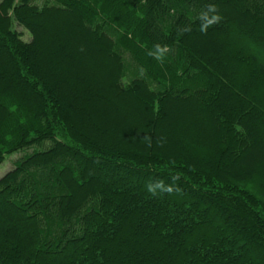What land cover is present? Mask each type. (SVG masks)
<instances>
[{"label": "trees", "instance_id": "1", "mask_svg": "<svg viewBox=\"0 0 264 264\" xmlns=\"http://www.w3.org/2000/svg\"><path fill=\"white\" fill-rule=\"evenodd\" d=\"M208 3L222 19L204 34L197 17ZM156 43L171 48L161 66L174 91L160 95L141 78L122 85L117 48L153 77ZM234 60L251 76L234 79ZM259 77L264 0H0V162L35 147L0 178V264H264ZM207 90L206 111H176L166 129L167 103H208ZM71 94L90 112L122 99L159 131L178 127V145L102 144L71 123ZM175 175L181 191H147Z\"/></svg>", "mask_w": 264, "mask_h": 264}, {"label": "rangeland", "instance_id": "2", "mask_svg": "<svg viewBox=\"0 0 264 264\" xmlns=\"http://www.w3.org/2000/svg\"><path fill=\"white\" fill-rule=\"evenodd\" d=\"M14 28L21 32V37L23 40L28 41L30 39L29 32L26 31L24 28H22L21 26L15 23H14ZM214 39H218V37L215 36L212 40L210 39L213 42L212 43L213 46L220 44L219 42H216V40ZM243 48L244 50L242 49V52L245 54L246 53L245 51L249 48V46L246 43H244ZM117 49L119 52L121 51L125 60V72L121 78L122 85L128 84L131 79L133 80V79L141 78L144 79L149 84L150 89L156 92H160L159 93L160 95L166 94L168 93V91L169 92L174 91V89L171 86L172 83L175 82L176 78H174L173 74H169V71H165L164 68L161 66L160 62L153 61V63L151 64L152 68L155 70V74H152L153 77L151 76L147 77L146 75L143 76L141 70L132 60L131 55L127 51L122 50L121 48H117ZM229 59H231L230 55H229ZM240 61L241 60H234L233 63L231 62L234 79H236L238 82L243 81L246 77L248 76L250 77L251 76L250 74H252L251 67L247 65L244 66ZM105 62L108 63L106 58H105ZM106 68H108L107 70L110 72L109 74H105L106 76L103 78V81L105 82V85L107 87V84L111 85L110 83L111 77L109 78V75L112 74L111 72H113V69L111 65H106ZM109 68L111 71L109 70ZM187 72L188 75L193 76V70L191 68L187 69ZM176 74H178V72H176ZM7 75L8 74H4V76ZM157 81L161 84V86L157 85L156 83ZM256 83L257 84L255 88L257 90L259 91L264 90V79L262 77L257 78ZM8 86L7 88H9ZM185 86L184 88H186ZM174 88L180 89L181 84L176 83L174 85ZM207 93L208 96L210 97L209 98L210 101H208V103H206V100H202V99L201 101H198L197 104L183 103V102H171L173 104L167 103L168 107H166V114L163 117L164 118L163 121L165 122L164 124L166 129L171 128L169 126L172 120L175 119L174 113L176 111L178 114L177 116H181L180 114L184 111V109L185 111L188 112L187 109L192 106L194 107V111L196 115L197 114L199 115L203 111H206V107H208L206 105L210 106V104L212 103V99L214 98V95L211 93L210 90H207ZM114 97L116 98V94H114ZM119 102L122 103V105L120 104L119 106H115V107L114 106L111 107L110 105L107 104L104 105L99 104L94 109V112L93 111L90 112L91 110L82 109L80 107L78 99L75 98L74 94L73 95L71 94L70 97H68V99L66 100V105H67L66 107L71 109L70 121H72L71 123L74 125V127L87 130L93 135H96V137H98V141L102 144H112V145H118L120 143L134 144L139 141L145 140L144 139L145 137H151V138L154 137L156 138V140L158 137H161L164 139V144L166 145L174 144V147L178 145V141H177L179 140L178 127L174 126L171 129L172 131L168 130V132L164 131L163 129L162 131H159L160 129L153 125L152 123L153 120L149 118L148 115H146V113L142 114L137 110H130V107H132V105L129 106V104H127V102H125L124 100L122 101V99H120ZM0 116L1 119L6 115H0ZM184 116H186V113ZM222 125L223 123L221 122V120H219V127L216 130L218 134L222 133V131L224 130V127ZM182 130L183 128L180 131ZM252 147H254V145H252ZM32 148L33 147H29L9 154H4L3 159L0 162V178L3 177L5 173L13 169L16 166L19 159L31 153V151L35 149V147L33 149ZM12 220L15 221L18 219L16 217H13ZM3 224L4 223H2V226ZM12 227H14L15 233L17 235L21 234L22 232L21 228L15 226V224H13Z\"/></svg>", "mask_w": 264, "mask_h": 264}, {"label": "clouds", "instance_id": "3", "mask_svg": "<svg viewBox=\"0 0 264 264\" xmlns=\"http://www.w3.org/2000/svg\"><path fill=\"white\" fill-rule=\"evenodd\" d=\"M197 19L200 21V32L207 34V31L210 27L218 24L222 16L219 14V9L215 3H208L205 6L204 10H201ZM180 34H184L186 32L191 31L190 26H182L178 29ZM171 52V48L168 45H161L159 43H156L153 45V49L148 50L147 55L155 59L156 61L163 63L164 57ZM147 144V147H152V139L151 137H145L144 138ZM164 139L161 137H158L156 140V145L158 147H163ZM180 179L178 175L172 176L171 184H166L162 180H156V181H149L147 184V191L151 193L153 196H157L160 193L165 194H174L179 191H181L177 186L176 182Z\"/></svg>", "mask_w": 264, "mask_h": 264}]
</instances>
